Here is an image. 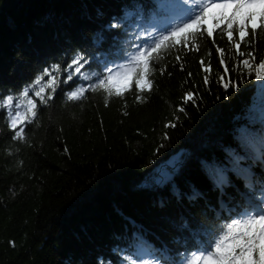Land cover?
Here are the masks:
<instances>
[{
    "label": "trees",
    "instance_id": "1",
    "mask_svg": "<svg viewBox=\"0 0 264 264\" xmlns=\"http://www.w3.org/2000/svg\"><path fill=\"white\" fill-rule=\"evenodd\" d=\"M199 2L0 0V102L13 97L0 107V264H181L264 203V30L240 42L217 29L198 51L162 52L140 100L134 82L122 97L67 100ZM81 56L91 79L65 83ZM25 89L37 117L15 138L9 112Z\"/></svg>",
    "mask_w": 264,
    "mask_h": 264
},
{
    "label": "snow or ice",
    "instance_id": "2",
    "mask_svg": "<svg viewBox=\"0 0 264 264\" xmlns=\"http://www.w3.org/2000/svg\"><path fill=\"white\" fill-rule=\"evenodd\" d=\"M211 15L214 25H208V18ZM186 22L174 26L171 30H166L155 37L151 44L144 42L141 45L134 46L136 50L131 54L125 64L114 67H106L104 75L95 83H89L87 87L79 86L74 91L67 93V100L78 101L84 97L86 91H97L103 89L108 96L122 97L126 91L131 89L133 82L139 93L137 100L141 99L142 93L150 91L152 81L149 76L152 72V63L157 60L162 52L180 47L191 51L199 50L194 44V40L200 36L213 37L215 30L225 33L228 39H233L234 30L238 33L239 41L245 42L244 38L248 36L249 29L255 34L257 29L264 30V0H200L196 10L189 9L184 17ZM118 25H112L117 27ZM191 41V42H190ZM235 43V48L239 51L241 43ZM222 55L223 49H217ZM243 55V53H241ZM251 56V53L248 54ZM179 60V56L176 57ZM83 61V63L81 62ZM87 63L84 58L78 57L72 61L69 67L74 68V72L67 75L66 81L73 80L74 75H81L85 80L91 77L84 75L81 69ZM203 64L204 62L201 61ZM223 63V59H221ZM242 63L253 70L249 60H243ZM227 71V69H225ZM257 79H264L261 73L264 72V61H260L254 68ZM163 72V69H161ZM45 75L50 79L47 81L48 87L55 91L57 83L56 77L45 69ZM43 76L38 77L36 83L39 84ZM228 87V84H225ZM29 89L22 93L26 97L27 109L25 114L18 110L20 105H16V111L13 115L9 112L10 126L16 130L18 125L24 122H31L37 117V101L29 97ZM45 87H40L35 92L39 97L41 104H47L51 96L43 95ZM191 94H186V100H191ZM13 97L9 96L0 102V107H12ZM180 111H184L181 107ZM24 128L20 127L15 131V138H23ZM186 264H264V203L258 209L244 213L240 218H234L229 223L222 226L218 234L210 239L206 246L201 247L186 259Z\"/></svg>",
    "mask_w": 264,
    "mask_h": 264
},
{
    "label": "rangeland",
    "instance_id": "3",
    "mask_svg": "<svg viewBox=\"0 0 264 264\" xmlns=\"http://www.w3.org/2000/svg\"><path fill=\"white\" fill-rule=\"evenodd\" d=\"M182 23H183V21H180V22L178 23V25H180V24H182ZM214 23H215V21L212 20L211 15H210L209 18H208V25H206V26L214 25ZM117 65H121V64H117ZM117 65H116V66H117ZM35 83H36V81H35ZM36 84H37V83H36ZM78 87H79V86H78ZM26 100H27V99L24 98V100L21 101V103L19 104L20 107H19L18 110L21 112V114H22V112H23V106L27 105V104H26ZM16 110H17V109L15 108V111H16ZM139 251H140V253H141L142 255H146V254H147V251L144 250V249H142V248H139ZM147 260H148V259H146L145 256H144V258H141V259L138 261L137 264H159V263L151 262V261H147ZM180 263H181V264H186V260L182 258V259H180Z\"/></svg>",
    "mask_w": 264,
    "mask_h": 264
}]
</instances>
